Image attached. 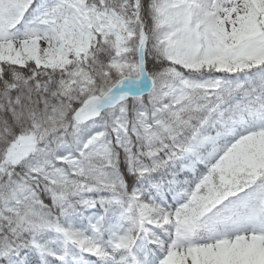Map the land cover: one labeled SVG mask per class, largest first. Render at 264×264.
<instances>
[{"label": "snow or ice", "instance_id": "6c2138e0", "mask_svg": "<svg viewBox=\"0 0 264 264\" xmlns=\"http://www.w3.org/2000/svg\"><path fill=\"white\" fill-rule=\"evenodd\" d=\"M0 264H264V0H0Z\"/></svg>", "mask_w": 264, "mask_h": 264}]
</instances>
